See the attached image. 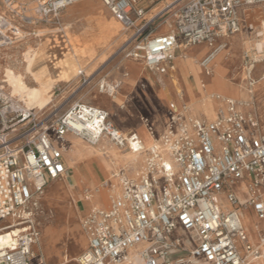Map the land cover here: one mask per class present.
Instances as JSON below:
<instances>
[{
  "label": "built area",
  "instance_id": "built-area-1",
  "mask_svg": "<svg viewBox=\"0 0 264 264\" xmlns=\"http://www.w3.org/2000/svg\"><path fill=\"white\" fill-rule=\"evenodd\" d=\"M80 1L47 0L39 6V21H34L23 16L13 0H2L0 50L13 47L23 37L18 20L25 24L58 20L65 9ZM145 1L102 0L113 18L131 33L120 52L158 74L174 69L179 39L188 47L208 44L212 48L203 62L206 68L213 52L225 47L216 46L219 38L246 29L241 10L264 3L187 0L176 16L175 30L155 36L149 32L154 18H146ZM248 30L253 31V26ZM252 54H245L251 70L257 62ZM79 75L84 83L90 82L82 71ZM99 87L100 91L108 89L103 82ZM3 90L0 88V236L15 227L10 220L31 225L14 234V247L0 248V264H34L33 247L40 232L20 211L51 181L64 177L62 145L66 136L74 135L91 146L107 138L133 153L144 148L136 134H122L107 111L81 102L50 126L36 129L34 114ZM227 103L228 113L214 121L188 118L184 108L170 105L162 143L150 148L137 179L116 175L122 184L121 197L109 210L93 207L82 219L89 244L79 264H122L129 260V250L137 246H141L145 264H252L258 259L264 264V250L250 242L241 213L252 209L264 221V134L257 121L239 112L236 103ZM259 236L264 248V234Z\"/></svg>",
  "mask_w": 264,
  "mask_h": 264
},
{
  "label": "rangeland",
  "instance_id": "rangeland-1",
  "mask_svg": "<svg viewBox=\"0 0 264 264\" xmlns=\"http://www.w3.org/2000/svg\"><path fill=\"white\" fill-rule=\"evenodd\" d=\"M13 1L15 7L21 10L23 16L39 21V6L47 0ZM186 2L187 0H146L142 4L147 8L146 18L148 20L154 18L149 32L155 35L165 29L169 32L174 31L176 16ZM102 8L105 14L98 18L97 13ZM3 11L5 9L2 0H0V13ZM240 14L243 25L247 30L250 25L253 26V31H249L248 36L254 43L263 42L264 3L244 7ZM17 22L22 28L23 37L13 46V49L9 47L0 50V88H3L4 93L12 96L24 107H29L28 110L34 114L36 129L50 126L76 103L81 102L100 107L98 103L102 102L101 96L96 95L94 91L100 89L99 85L103 80V83H108L107 86L111 85L110 75L115 67L126 59L120 51L131 35L113 18L102 0H82L65 9L59 15L58 20L52 19L48 23L41 21L36 24H25L21 20ZM260 32L263 33V36L257 38L256 34ZM230 37L242 39L243 36L233 35ZM118 40L120 41L116 44ZM122 44L123 46L120 48ZM29 48L32 56L30 57V63L27 64L29 70L25 71V74L21 72V62L24 61V53ZM118 48L120 50L117 51ZM226 50L229 54L230 49L227 48ZM16 51L19 52V55L15 53ZM244 51H250L254 53L256 58L260 57V60H264V49L262 54L257 55L254 52L256 51L254 45L250 47L246 45L245 48L239 51L240 66L238 73L240 75L239 78L237 77V81H240L241 76V83H236L226 73L227 81L232 82L238 88L245 85L243 73L249 68L247 62L242 61ZM227 57L228 55L225 56L223 66ZM137 63L146 67L142 62ZM126 65L119 87L125 86V80L130 76L138 77L133 74L132 62L126 61ZM81 71L84 73L85 78L90 80L89 83L83 82V77L79 75ZM261 72H264L263 65L251 74V78L252 75L258 78ZM46 74L52 76L53 82L51 84L47 83L51 78H45ZM176 76L177 69L175 68V72L170 74V80L171 85L173 88L175 87L176 93L180 96V91L174 82ZM157 78L162 88L166 87L164 77L157 76ZM165 78L169 81V76ZM245 78L247 79V76ZM208 79L210 77L206 78V81ZM159 82L156 81L157 86H160ZM226 97L232 100L237 99L230 96ZM147 101L153 111V117L160 116L161 113L153 108L150 99H147ZM115 105L119 108L116 106L111 110H105L111 115L115 126L119 127L124 123L125 112L121 110L123 103L117 102ZM108 107L110 106L108 105ZM182 112L187 116L185 110H182ZM205 112L207 115L210 114L207 109ZM16 128H19V126ZM166 130L167 127L164 133ZM122 134L126 135L125 133ZM69 139L67 163L75 176L88 187L85 198L92 200L94 205L106 206L111 198V192L106 184L113 183L112 179L114 174L120 170L121 161L108 158L104 151L95 152L94 148L97 146H91L78 137H69L67 141ZM103 141L106 142L107 146L115 148L114 144L107 138H104L101 142ZM57 144L59 145V143ZM78 151L80 152L76 159L75 152ZM144 154H138L135 163H132L131 160H125L124 167L131 165L138 172ZM101 166L108 168L110 174L109 177L98 180L96 170ZM33 202H36L37 206L33 207V216L31 215L28 219L40 232L39 242L34 251L40 257L42 263L62 264L64 256H68L71 260L70 264H78V258L88 245L87 235L82 227L81 216L76 210L77 201L73 197L66 180L62 178L51 181L43 189V192L35 197ZM242 217L249 234V240L255 242L258 232L260 230L264 231V225L247 212L243 211ZM9 222L15 225V230H10L0 236V248L15 246L16 238L14 234L20 233L31 225L30 223L17 225L18 220H10ZM48 234L50 236H47Z\"/></svg>",
  "mask_w": 264,
  "mask_h": 264
},
{
  "label": "crops",
  "instance_id": "crops-1",
  "mask_svg": "<svg viewBox=\"0 0 264 264\" xmlns=\"http://www.w3.org/2000/svg\"><path fill=\"white\" fill-rule=\"evenodd\" d=\"M102 14H105L103 8L101 9V11L97 13L98 18H100ZM168 33L171 32L166 31L165 29L158 34H155V36L165 35ZM248 33L249 30L245 29L242 33L238 34L240 36H243L242 39L238 37H232V38L222 37L219 38L216 42L217 47L221 45H225V47H223L224 49L225 48L230 49V53L228 54L227 60L224 63V67L227 70L229 78L233 79L238 84L241 83V76H240V81L239 80L237 81V77L240 75V73H238V68L240 66L238 54L241 49L246 47V45L244 44V38L245 36H248ZM119 41L120 40H118L116 44H118ZM122 46L123 44L120 46V48H122ZM120 48H118L117 51L120 50ZM211 52H212V48L210 50L208 44H201L197 46L188 47L184 45L183 42L179 39V48L175 51L174 60L172 62L174 69L166 74L155 73L151 71L148 67H143L141 64L137 63L136 61L125 59L115 67L114 71L110 75L111 86L112 88L116 87V89L114 90L115 96L112 98L109 95H107L105 91H103L102 93L100 89L98 91H94L96 95L101 96V100H102V102L98 103V105L100 106L98 108L103 110L105 109L111 110L112 108L117 106L115 105L117 102L123 103V105L121 106V110L125 112V118H123L124 123L123 125H120L119 127L116 128L121 133H125L126 135L136 134L138 136L137 133H139L141 134L143 139H147L149 136H153L155 142L160 140L161 136L164 134L165 128L168 126L171 102H174L175 104L179 105L180 109L183 108L182 104L184 103L187 104L190 108V109L188 108L185 109L186 115L188 117H191L193 119L214 121L219 115L222 114L226 115L228 113V103L227 102L223 103L228 99H224L222 97L215 96L212 93L205 92L204 89L200 90L199 87L200 84L204 80L206 81V78H209V75H207L206 70H204L203 66L199 64L197 60L199 59L205 60L210 55ZM247 52L250 51H244L243 53L242 61L244 62H247V60L245 59V54ZM252 55L257 60L254 68L252 70L250 68H248V70L244 69L247 72L249 71L251 74L255 73V70L258 69V67H260L261 65L264 66V60H260V57L256 58L254 53ZM126 61L132 62L131 68L133 70V74L138 77L130 76L125 80L126 81L125 86L119 87L118 85L120 81L123 79L124 68H126L127 66ZM175 68L177 69V77L181 83L183 90L186 93L184 102L181 99V97L176 93V90L173 88V86L171 85L170 74H173L175 72ZM152 74H154L155 76H153ZM157 76L164 77L166 87L162 88V85L158 81ZM167 76H169V81H167V79L165 78ZM45 78L47 79L51 78L49 81H47L48 84H51L53 82L51 75L46 74ZM117 79H119V81H117ZM156 81L159 82L160 86H157ZM212 81L213 78L210 77V79H208L206 82L212 83ZM102 82H104V80ZM107 84L108 83H106V85ZM188 85L194 91L195 94L194 102H192L190 97L188 96V91H187ZM245 86L247 89L243 90V92L237 96V99L233 101L243 104L240 108L239 106H237L239 112H241L244 116L257 121L259 124L260 132L264 134V72H261L258 78L253 77V75L252 78H247L245 80ZM147 99H150V101L153 104V108L158 113H161L160 116H157V118L153 117L154 116L153 111L151 110V106L147 101ZM108 105L110 107H108ZM117 107L119 108V106ZM206 109L209 111L210 116L206 114L205 112ZM109 116L110 119L112 120L110 114ZM67 138L68 135L66 136L65 142L62 145V147L68 146V142H70V139L69 141H67ZM138 138L143 145L142 139L139 136ZM94 149L95 152L104 151L107 154L108 158L120 160L121 169L119 171V174L122 173L126 178L128 177L129 170L127 171L123 167L125 166L124 164L125 160H132L130 154L145 153L143 160H145L146 162V159L148 158V151L150 150V148H145L143 150L144 152L142 151L139 153H133L128 149H120L117 146H115V148L111 146H107L105 141L99 143L97 147H95ZM64 152L65 150H63V160L66 167V173L63 178L66 180V183L69 186L73 197L77 201L76 204L77 213L81 216V219H83L89 213L90 209L95 207V205L92 202V200L85 198L88 193L87 191L88 187L75 176L73 170L70 168L69 164L67 163L68 160L67 152L65 153ZM145 162L143 163L141 170L143 169ZM136 179L137 177L134 180ZM116 180L118 179L114 177V179H112V182H115ZM262 196L264 200V190L262 191ZM243 211L247 212L248 214H251L258 222L264 225V221L259 220L257 218V215L252 209H248V208L244 209L241 211L242 214ZM242 220H244L243 217ZM259 233L264 234V231L260 230L258 232L257 239L255 242L250 241L254 246H257V244L259 243ZM87 244H89L88 237H87ZM35 247L36 245L33 247V252L35 254L34 264H43L42 261L40 260V257L34 251Z\"/></svg>",
  "mask_w": 264,
  "mask_h": 264
},
{
  "label": "bare ground",
  "instance_id": "bare-ground-1",
  "mask_svg": "<svg viewBox=\"0 0 264 264\" xmlns=\"http://www.w3.org/2000/svg\"><path fill=\"white\" fill-rule=\"evenodd\" d=\"M75 5V4H74ZM73 6V5H72ZM71 7V6H70ZM69 8V7H68ZM67 8V9H68ZM262 23V22H261ZM264 26V25H263ZM264 28V27H263ZM259 34H262L263 33H259ZM244 44L245 45H248L249 47L250 46H253L255 47V49H257L259 52H262L263 49H264V41L263 42H256L254 43L253 40L250 38V36H245L244 38ZM238 45V44H237ZM210 47V46H209ZM237 47V46H236ZM14 47H12L13 49ZM189 49V48H188ZM18 50V49H17ZM210 50H211V47H210ZM235 50V49H234ZM14 51V50H12ZM17 55H19V52L16 51L15 52ZM209 53V52H208ZM228 55V51L226 50V48H220V49H217L215 52H213L212 56H211V59L209 60V62L206 64V68L209 70V77H212L213 78V81L212 83H207L205 81H203L200 85V90L201 89H204L205 92H209V93H212L214 94L215 96H218V97H222L224 99H228L226 100L225 102L223 103H226V102H234L237 104V106H239V108L243 105L242 103H238L236 101H233L231 98H227L226 96H230V97H234V98H237V96L239 94H241L243 92V90H246V86L244 85L243 87H240L238 88L236 85H234L232 82H228L227 81V71L226 69L224 68L223 66V61L225 59V56ZM32 56V52H31V49H27V52L24 53V61H22V67H21V72L22 73H25V71L29 70V67L27 64L30 63V57ZM204 57V56H203ZM204 59V58H203ZM197 62L199 64H201L203 66V62L204 60H197ZM146 66V65H145ZM147 67V66H146ZM204 70H206V68L203 66ZM139 73V72H138ZM26 74V73H25ZM244 75V81L246 80V76L247 78H251V73L248 71H244L243 73ZM160 79V77H159ZM161 80V79H160ZM175 84H176V87H178V90L180 91V96L181 98L184 100L185 99V91L183 90L182 86H181V83L178 79V77L176 76L175 77V80H174ZM163 84V83H162ZM173 84V83H172ZM164 85V84H163ZM193 85V84H192ZM175 88V87H174ZM116 87H113L111 85L108 86V89L105 91L107 95H109L110 97H114L115 95V90ZM187 91H188V96L190 97L191 101L194 102V99H195V94H194V91L192 90V88L188 85L187 86ZM103 93V91H101ZM12 93L14 94V92L12 91ZM220 99V98H218ZM185 101V100H184ZM183 101V102H184ZM174 105L175 107L179 108V105L175 104V103H171L170 105ZM183 105V108L184 109H190L189 106L187 104H182ZM28 109L29 107L26 106ZM191 107V106H190ZM188 112V111H187ZM125 115V113H124ZM123 115V116H124ZM127 117V116H126ZM188 117V116H187ZM188 118H191V117H188ZM131 121V120H130ZM148 130V129H147ZM149 131V130H148ZM149 133V132H148ZM139 135V137L142 139L143 141V146H144V149L145 148H151L153 145H161L162 141L161 140H158L155 142V139L153 138V136H149L147 139H143L141 134L137 133ZM69 137H76L74 135H71L69 134L68 135V138ZM67 138V139H68ZM103 140V139H102ZM101 140V141H102ZM100 141V142H101ZM64 150L65 152H67V146L64 147ZM64 152V153H65ZM73 152V151H71ZM80 151L78 152H75V155H76V159H77V156L79 154ZM144 152V151H143ZM163 154H164V157L165 159L167 160V162L170 164L171 163V158L168 154V152L164 149L163 150ZM137 155L138 154H132L131 155V162L132 163H135L136 159H137ZM144 159V157H143ZM140 162V166H139V169H138V172L136 171L135 168H133L132 166H126L124 167L125 170H129V173H128V177L127 179L129 180H134L140 173L141 171V168L143 166V163L145 162V160H143ZM76 161V160H75ZM77 164V163H76ZM121 169V168H120ZM120 171V170H119ZM119 171L116 172L114 174V177L116 175L119 174ZM96 173H97V179L98 180H101V179H104V178H107L109 177V174H110V171L108 168H105L103 166H101L99 169L96 170ZM113 177V179H114ZM107 187L109 188L110 192H111V198L109 199V201L107 202V205L106 206H100L98 204H95V208L97 209H103V210H109L113 204V202H115L116 199L120 198L121 195H122V184L121 182H119L118 180H116L115 182L113 183H107L106 184ZM37 197V196H36ZM39 198V197H38ZM32 205V206H30ZM37 206V203L36 202H32L28 205H26L21 211H20V215L22 217H30L31 215L33 216V207H36ZM260 220V219H259ZM262 221V220H261ZM19 228V227H18ZM46 229V228H45ZM12 230H15L14 228ZM17 230V229H16ZM18 231V230H17ZM19 232V231H18ZM263 235V233H261ZM47 236H50V234H48ZM14 247V246H12ZM258 248H261L262 250H264L263 248V244H262V241H261V238L259 236V243L257 244ZM141 250V246H137V247H134V248H131L129 250V255H130V258L129 260L125 261L124 263L122 264H144V261H143V258L141 256V254L139 253ZM71 263V260L69 259L68 256L64 257V261L62 262V264H70ZM252 264H262V260L261 259H258V260H254L252 262Z\"/></svg>",
  "mask_w": 264,
  "mask_h": 264
}]
</instances>
